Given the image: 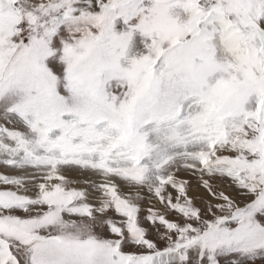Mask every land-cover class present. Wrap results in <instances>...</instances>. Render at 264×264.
Instances as JSON below:
<instances>
[{"label": "snow or ice", "instance_id": "snow-or-ice-1", "mask_svg": "<svg viewBox=\"0 0 264 264\" xmlns=\"http://www.w3.org/2000/svg\"><path fill=\"white\" fill-rule=\"evenodd\" d=\"M0 264H264V0H0Z\"/></svg>", "mask_w": 264, "mask_h": 264}]
</instances>
